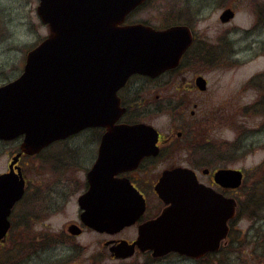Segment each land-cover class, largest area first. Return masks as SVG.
Listing matches in <instances>:
<instances>
[{
	"label": "water",
	"instance_id": "water-1",
	"mask_svg": "<svg viewBox=\"0 0 264 264\" xmlns=\"http://www.w3.org/2000/svg\"><path fill=\"white\" fill-rule=\"evenodd\" d=\"M145 1L39 0L37 15L49 35L27 54L22 74L0 86V140L23 137L9 172L0 175V240L9 227L10 210L23 194L24 181L15 166L22 153L34 155L85 128L104 126V146L112 137L129 136L133 154H156L158 133L153 127L114 126L123 112L116 92L132 74L153 78L176 67L192 37L184 26L155 30L143 24L123 25ZM229 17L226 11L221 19ZM196 85L205 90L203 78ZM242 177L233 168L213 175L215 183L227 189L240 187ZM88 180L90 188L78 200L87 226L108 232L134 223L143 206L129 182L111 181L99 162ZM155 191L170 207L139 229L135 244L141 250L152 249L155 255L176 250L198 257L218 247L233 217L234 200L199 184L187 168L164 171Z\"/></svg>",
	"mask_w": 264,
	"mask_h": 264
},
{
	"label": "flooded vegetation",
	"instance_id": "flooded-vegetation-1",
	"mask_svg": "<svg viewBox=\"0 0 264 264\" xmlns=\"http://www.w3.org/2000/svg\"><path fill=\"white\" fill-rule=\"evenodd\" d=\"M180 1L189 5V0ZM202 3L208 4L206 1ZM203 7L206 8L205 5ZM224 11H227L230 16L225 22L220 19ZM221 14L219 15L220 23L229 26L236 18L237 11L231 5H225ZM201 18L203 16L198 17L189 6H186L184 13L180 8L177 9L175 16H172L162 26L152 25L155 29H167L172 26L187 27L191 33L192 42L181 55L175 68L166 70L154 78L138 74L131 75L117 91L123 112L114 122V126H133L139 123L152 126L159 134L155 155L137 156L133 154L128 144L131 141L129 136L112 137L109 140L110 143L104 146L103 142L108 130L104 126H96L70 135L64 140L56 141L35 155L22 154L20 156L15 166L20 168L24 181V193L10 210L9 229L5 238L0 241V264H199L205 260L219 264L233 262L231 259L232 241L229 233L231 228L235 229V222L231 221L228 222L229 232L226 241L222 242L216 251L207 252L199 258H191L177 251H168L156 256L153 251H141L137 245H134L139 236V228L155 220L169 206L163 203L154 191L155 184L165 170L177 167L193 169L199 182L213 188L224 197L235 198L237 201L235 196L239 195V189L228 190L216 185L212 179L214 170L202 173L208 178L203 181L198 175V165L184 161L185 157L188 158L189 150L182 148L183 143L180 144V141L185 138V141H191L199 124L206 120L209 121V116L213 111L209 110L202 114L196 120L197 122L181 123L180 129H170L168 133L162 134L149 121L153 108L156 111L159 109L157 99L160 100V96L156 95L157 102L154 103L150 98L151 94L143 96L142 91L144 90L140 85L134 88L135 80H143L147 83H159V88L163 90L168 86L170 79L175 77H179L185 85L184 82L190 75L189 84L185 86L186 90L179 97L182 103L174 108L186 110L192 105L195 110H191L189 115L195 118L200 103L199 97L194 92L205 93L206 91H200L196 81L199 77L203 78L206 89L208 84L203 72H197L195 68L204 71L213 67L211 48L200 41L204 32L199 31L196 25ZM249 19V26L243 28L244 35L262 37L264 35V1L252 6ZM136 23L142 22L128 21V17L124 22L128 25ZM42 26L46 29V36L27 53L47 37L48 28L45 25ZM27 53L23 60L22 70ZM162 108L165 109L164 106ZM162 110L159 109L158 112L161 113ZM180 118L183 120V116ZM75 143L81 146H76ZM117 143H121V147L117 146ZM186 144L188 145V142ZM21 159L29 162L31 160L34 173L32 180L28 177L29 173L26 168L29 164H22ZM9 162L3 173L9 171ZM97 162L107 169L110 179L127 180L143 198V212L132 225L116 231L100 232L83 222L78 199L89 190L88 174ZM121 168H128V170L119 171ZM14 172L17 173V170L14 169ZM74 196L76 207L73 210L74 218L67 220L59 229H56L54 219L59 212L66 209L69 200ZM87 234H91L93 240L82 244L80 239ZM121 244H125L128 251L117 250ZM129 251H133L132 255H125Z\"/></svg>",
	"mask_w": 264,
	"mask_h": 264
},
{
	"label": "rangeland",
	"instance_id": "rangeland-1",
	"mask_svg": "<svg viewBox=\"0 0 264 264\" xmlns=\"http://www.w3.org/2000/svg\"><path fill=\"white\" fill-rule=\"evenodd\" d=\"M205 1L208 4L202 3ZM261 1L264 0H189L188 5L180 0H148L146 5L129 17L131 22L162 26L175 16L177 9L180 8L184 13L186 6L198 17L203 16L196 25L199 31L204 32L200 41L211 48L213 67L204 71L195 68L197 72H203L208 84L205 93L194 92L200 103L194 119L189 115L191 110H195L192 105L186 110L174 108L182 103L179 97L186 90L190 75L187 76L185 85L179 77L174 76L163 90L159 88V83L133 81L134 88L140 85L144 90L143 96L151 94L153 102L158 100V108L163 109L159 113V109L156 111L153 108L149 117L150 124L162 134L168 133L170 129H180L181 123L197 122L202 114L213 111L209 121L199 124L191 141H185L186 138L180 141V144L183 143L182 148L189 150L188 158H184L185 163L198 165V175L203 181L208 180L202 174L204 169L226 167L242 169L248 176V182H251L257 176V168L264 162V104L262 106L258 103L259 100H264V35L260 38L246 36L243 29L250 24L249 11L252 6ZM37 5L38 0H0V85L18 77L27 51L46 36V29L36 15ZM225 5H231L237 11L236 18L229 26L219 21ZM156 95L160 96V100H156ZM19 143L20 141L0 142V173L6 170ZM75 144L81 146L79 143ZM21 163L29 164L26 168L28 177L32 180L34 173L31 160L21 159ZM240 195L241 193L236 194L235 197ZM75 208L74 196L66 209L54 219L56 229L74 218ZM254 218L240 216L235 222L234 231L239 239L247 233H254L255 229L258 233L264 232L263 212H259ZM92 240V235L87 234L80 242L85 244ZM245 249L246 256L242 258L245 263L264 264L262 255L252 254L249 246ZM231 259L233 262L229 264H235L237 256L234 252ZM199 264L219 263L205 260Z\"/></svg>",
	"mask_w": 264,
	"mask_h": 264
},
{
	"label": "trees",
	"instance_id": "trees-1",
	"mask_svg": "<svg viewBox=\"0 0 264 264\" xmlns=\"http://www.w3.org/2000/svg\"><path fill=\"white\" fill-rule=\"evenodd\" d=\"M259 103L262 106L264 104L263 100H259ZM260 165L255 172L257 173L256 178L251 182H248V176H246L240 191L242 195L238 199V217L245 216L251 219L256 217L259 212H263L264 214V162ZM253 215L254 217H252ZM259 235L261 236L259 237ZM230 240L232 241V252L237 256L235 264H248L242 260L246 256V246L252 249V254H256L257 256L262 255L264 258V232L258 233L255 229L254 233L250 235L247 233L241 239L236 236L235 232H232Z\"/></svg>",
	"mask_w": 264,
	"mask_h": 264
}]
</instances>
